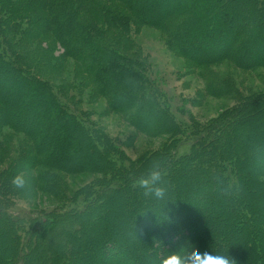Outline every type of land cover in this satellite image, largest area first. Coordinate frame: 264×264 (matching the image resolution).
<instances>
[{
	"label": "trees",
	"instance_id": "trees-1",
	"mask_svg": "<svg viewBox=\"0 0 264 264\" xmlns=\"http://www.w3.org/2000/svg\"><path fill=\"white\" fill-rule=\"evenodd\" d=\"M105 1H117L127 14L109 10L94 0H0V133L7 128L27 135L31 123L16 117L25 115L42 130L35 140L34 156L26 152L24 165L40 164L72 173L83 169V164L89 168L100 164L116 174L115 180L105 186L93 190L88 185L73 202L42 211L17 210L1 195L0 264H91L87 262V250H99L92 240L99 226L110 233L98 243L105 257L100 264H141L138 256L130 255L121 244L119 235L123 233L117 231L125 218L131 221L133 213L143 224H152L148 229H153L157 237L152 238L148 250L140 253L141 261L144 256L154 259L157 251V260L162 255H175L190 264L192 255L199 251L227 256L233 264H245L246 258L234 254L233 249L226 254V241L220 239L219 231L226 235L239 223L238 227L245 230L238 239L249 240L248 248L264 252V244L262 247L252 231L248 232L255 228L258 219L254 220L252 213L257 216L264 195L261 192L254 197L250 193L253 187L244 188L245 183H264L259 179L264 172V94L237 103L230 113L211 123L187 125L176 120L166 95L146 74L142 63L119 52L113 41L106 45L99 41L106 39L108 32H112L113 39L127 38L137 22L167 30L176 50L199 61L220 60L229 46L240 50L231 57L240 66H264V20L259 18L264 15V0ZM176 17L180 21L170 27L169 18ZM239 19L243 22L235 25ZM33 24L40 33L47 30L53 35L63 50L61 57L73 58L82 65L101 96L112 89L109 99H124L137 110L134 126L139 130L152 127L164 133L176 130L178 134H173L162 150L139 163L123 161L115 142L106 139L57 87L37 77L23 62L18 46ZM193 29L198 32L195 34ZM243 33L244 39L240 38ZM224 43L227 45L221 50ZM242 50L245 53H240ZM119 74L122 78L117 83ZM121 93L124 95L119 96ZM72 155H79L80 160L74 161ZM184 172L196 173V182L206 185L214 177L227 195L229 213L218 209L219 205L211 211L200 189L190 197L171 196L168 191L175 190V181ZM155 173H159V179L154 181ZM0 186H5L3 180ZM156 187L164 190L161 197L151 193ZM191 200L190 207L187 203ZM196 207L207 211L205 225L185 220L193 210L199 213ZM219 217L223 218L222 229L213 226ZM247 260L260 264L253 253Z\"/></svg>",
	"mask_w": 264,
	"mask_h": 264
},
{
	"label": "rangeland",
	"instance_id": "rangeland-1",
	"mask_svg": "<svg viewBox=\"0 0 264 264\" xmlns=\"http://www.w3.org/2000/svg\"><path fill=\"white\" fill-rule=\"evenodd\" d=\"M94 1L100 5H105L114 12L127 14L122 4L117 1ZM259 16L260 20H264V15L260 14ZM179 21V17L169 18L167 23L170 27H173ZM240 22L243 21L237 20L235 25ZM244 23L248 25L247 20ZM135 25V28L129 30L127 38L117 37L122 38L120 40L115 38L117 43L112 38V32H108L106 34L107 38L102 39L99 43L106 45L109 41H113L119 52L142 63L146 74L156 82V85L166 95L170 103V110L179 122L187 125H206L230 113L237 103L264 94V66L250 67L249 64L240 66L239 63L231 59L233 52L239 49L233 48L231 50L228 46V49L222 53L226 56H222L220 60L211 58L208 61H199L198 58L189 53L183 54L182 50H176L174 41L171 40V35L167 30L141 26L137 22ZM23 27L27 28L25 22ZM193 30L195 34L198 32L195 29ZM17 34H20V32L17 31ZM245 35L246 33L241 34L240 38L244 39ZM22 37L18 49L22 54L21 58L25 65L37 77L57 87L60 94L75 109L84 113L90 121L97 125L106 139L115 142L123 161L139 163L147 156L162 150L173 134H178L176 130L172 134L170 131L164 133L160 132L158 128L153 129L152 127H145L146 131L139 130L134 126L137 110H134L124 99L114 100L110 96V100L109 95H112V89L109 90V94L105 93L101 96L78 61L69 57H61L63 50L56 43L57 41L53 35L47 33V30L40 33L33 24L28 26V34L22 35ZM226 45L227 43H224L221 50H224ZM240 53H245V51L242 50ZM117 77V83H119L122 75L119 74ZM123 95L121 93L119 96ZM19 109L21 110V105ZM16 117L19 119L22 117L25 122L28 120L32 126L27 128L29 133L25 130L27 135L13 133L7 128L2 129L0 133V180L5 182L3 188L0 186V196L2 195L1 197L14 205L17 210L36 212L73 202L82 189L88 185H92L93 190H95V187L99 189L105 186L106 183L115 180L116 174L103 167V165L101 167L100 164H95L91 168L83 164V169H78L72 173L40 164L24 165L26 152H30L34 156L35 140L41 134L40 130L42 129L33 125L34 122L30 120L31 118L25 115L17 114ZM65 148L67 149L64 150L68 152V147ZM63 155L65 154L63 153ZM71 157L74 161L80 160L79 155H72ZM41 159H44V157ZM18 165L23 166H20L17 170ZM259 175V179L264 182V172ZM180 176L178 180L180 182L175 181L177 183L175 190L168 191L171 196L178 198L180 194H187L190 197L193 192L200 189L199 192L202 197L209 201L210 208L212 206L211 211H214V208L216 209L219 205L218 209H224L229 213V206L227 200H225L227 195L213 176L212 179L215 181L209 180L207 185L196 182L195 178L198 177L196 173L184 172ZM16 177L23 178L22 186L18 187L13 183ZM245 184L244 188L250 189L253 187L250 191L252 196L255 197L261 192L264 195V183L258 184V186H253V184L245 186ZM242 196L243 194L240 195L239 199ZM192 201L187 203L188 206L191 207ZM198 206L200 207V205ZM258 208L257 216L252 210L254 220L258 219V221L254 223L255 228L249 229L248 232L252 231L251 235L258 239L263 247L264 201L263 205H258ZM196 209L199 210V213L193 210L191 214L186 215L185 220L193 221L197 223V226L205 225L203 222L207 218H204V213L207 214V211L202 212L198 207ZM213 214L214 212H212ZM214 222L213 226L223 228L222 217L217 218ZM209 223H211L210 219ZM257 223H261L263 226L260 228ZM238 224H235L236 227L234 226L235 229H232V232L230 228L226 235L219 231L220 239L223 238L226 241L224 243L226 254L233 249L234 254L246 258L245 264H250L247 259L253 253L255 262L264 264L263 250L256 251L255 248H248L249 240L242 242L238 239V237L242 238V233L245 230V228H239ZM150 225L143 224L142 220L133 213L131 214V221L127 217L120 226L117 227L116 225V227L120 228L117 231L121 230L123 233H121L122 235L118 234L123 241L121 244L130 251V255H137L141 264H163L168 256L162 255L161 259L157 260L158 252L155 250H153L155 251L154 259L145 258L144 256L142 257L143 262L141 261L140 253L150 248L153 237L157 239L156 235L153 236L154 230L148 229L152 228ZM60 226H64V224ZM95 231L92 240L95 241V245L98 246L99 250H87V262L100 264V261L105 257L98 243L103 241L110 233L107 230L109 233L107 235L100 226ZM230 235L234 237L232 238ZM154 245V248H158V244ZM162 252L161 249L160 253Z\"/></svg>",
	"mask_w": 264,
	"mask_h": 264
},
{
	"label": "clouds",
	"instance_id": "clouds-1",
	"mask_svg": "<svg viewBox=\"0 0 264 264\" xmlns=\"http://www.w3.org/2000/svg\"><path fill=\"white\" fill-rule=\"evenodd\" d=\"M159 179V173L153 175V180ZM13 183L16 186H22L23 178L16 177L13 180ZM146 185V182H145ZM163 189L160 187L152 188L151 193L156 197H161L163 195ZM163 264H184V261L178 256H170L164 260ZM190 264H232V261L229 257L223 255H211L208 252H195L190 260Z\"/></svg>",
	"mask_w": 264,
	"mask_h": 264
}]
</instances>
